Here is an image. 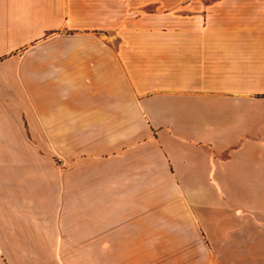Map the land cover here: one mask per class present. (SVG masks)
<instances>
[{
  "label": "crops",
  "instance_id": "0c3cea01",
  "mask_svg": "<svg viewBox=\"0 0 264 264\" xmlns=\"http://www.w3.org/2000/svg\"><path fill=\"white\" fill-rule=\"evenodd\" d=\"M215 174L264 197V0H0V264H264Z\"/></svg>",
  "mask_w": 264,
  "mask_h": 264
},
{
  "label": "rangeland",
  "instance_id": "374dc122",
  "mask_svg": "<svg viewBox=\"0 0 264 264\" xmlns=\"http://www.w3.org/2000/svg\"><path fill=\"white\" fill-rule=\"evenodd\" d=\"M211 1V0H205ZM209 179L208 188L212 200L218 201L219 206L204 205L202 210H195L197 219L201 228L208 236L214 233L218 235L245 234V236H259L261 240L243 241L239 242L241 245H248L249 243L255 245L257 249H262L264 241L262 236L264 234V219H263V193H248L241 192L235 185L238 184L239 178H229V181L222 183L221 176L213 175L212 180ZM228 179V178H225ZM230 182V183H229ZM240 184V183H239ZM220 186L224 192L215 193L214 189ZM219 190V191H221ZM239 191V192H238ZM239 207L240 212L235 213V208ZM255 208L248 210L247 208ZM248 252L241 254L240 264H258L260 257H251ZM177 263H183V258H176Z\"/></svg>",
  "mask_w": 264,
  "mask_h": 264
}]
</instances>
